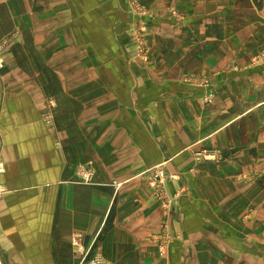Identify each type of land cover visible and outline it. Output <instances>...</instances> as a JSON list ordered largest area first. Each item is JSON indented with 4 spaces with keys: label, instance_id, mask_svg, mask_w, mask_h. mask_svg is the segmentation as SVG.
Wrapping results in <instances>:
<instances>
[{
    "label": "crops",
    "instance_id": "0c3cea01",
    "mask_svg": "<svg viewBox=\"0 0 264 264\" xmlns=\"http://www.w3.org/2000/svg\"><path fill=\"white\" fill-rule=\"evenodd\" d=\"M115 12L117 0H0V39L20 32L17 61L0 69V264H87L86 249L102 253L105 264H151L127 261L138 253L144 259L162 223L145 177L160 166L176 176L168 184L177 198L171 223L183 238L174 245L209 252L208 264H218L214 252L229 240L198 227L192 207L203 191L214 205L215 185L226 186L222 195L238 199L244 221L247 202L258 204L253 215L263 212L264 75L225 71L208 91L171 82L165 68L129 66L137 60L131 47L97 31L119 22ZM149 39L152 55L157 38ZM207 148L221 162L201 161ZM87 164L95 167L94 185L77 171ZM232 185L236 193L227 190ZM248 188L255 191L249 200Z\"/></svg>",
    "mask_w": 264,
    "mask_h": 264
},
{
    "label": "rangeland",
    "instance_id": "374dc122",
    "mask_svg": "<svg viewBox=\"0 0 264 264\" xmlns=\"http://www.w3.org/2000/svg\"><path fill=\"white\" fill-rule=\"evenodd\" d=\"M117 3L118 12L114 13V19L119 22H116L117 24H114L115 22L98 24L97 31L109 32V36L114 37V40L118 38L124 48L129 47L130 49L131 47L132 50L129 52L135 54L137 60L130 62L129 66L144 69L149 67L165 68L167 75L164 78L171 82L180 79L183 84L208 91L212 88V80L221 81L222 78L228 77L225 75V71L247 73V76L257 73L264 75V0H117ZM122 5L127 6V12L124 8L121 12ZM125 12L126 15L121 16ZM76 14H80L88 21L94 22L96 19L94 12H78ZM105 18L107 16L103 12V19ZM125 22L131 23V25H125ZM91 25L94 29V24ZM126 26L130 28L128 29L130 37L128 43L124 37ZM17 33L20 35V32L13 28V31L0 39V69L8 67L14 60L17 61V54L14 55L16 49L14 39ZM150 37L157 38L152 55L149 53L151 51ZM10 55L14 56L8 59ZM29 60L31 62L30 58ZM100 63L105 66L108 61H95L96 66H101ZM258 70L259 72H255ZM210 93L208 92V99L211 98ZM50 112L49 110L46 113ZM250 118L255 120L254 113ZM262 118L264 120L263 113ZM43 119L45 120L44 117ZM53 122L54 119L51 124ZM247 127L248 132L249 130L254 132L253 123L251 126L248 124ZM217 152L215 149L207 148L199 154L198 158L208 162L211 157L210 160L214 159L215 161H212L219 163L221 157ZM77 171L81 174L84 183L95 184L94 165H81ZM156 171L164 173L167 180L164 189L162 188L158 192L161 197L159 199L156 198V190H154L152 182L149 181L150 178H153L151 176L157 173ZM260 174L259 172L250 173L247 180L253 179L254 175L261 177ZM233 175L235 174H226L224 179H238L237 175ZM145 177L148 179V186L152 190L153 198L163 210V220L158 233L151 237L152 244L150 246H152L147 252L142 253L144 259L141 257V253H138L127 262L212 263L208 259L210 253L204 252L203 249H201L202 252L198 250L192 252L185 245H174L183 238L181 236L178 239L179 235L173 232L174 226L171 223V214L177 198L170 195L168 184L170 181L176 180V176L170 175L164 167L160 166L146 172ZM221 188H226V186L215 185V192L218 194L214 197V205L210 202L205 203L204 198L208 200L209 197H206V193L203 191L197 197L199 202L194 203L192 207L193 213L196 214L195 217H198V227L203 226L205 230L223 232L226 235L220 237L229 240L221 248L210 245L217 249L214 255L219 260L218 264H264V201L261 205L263 212L256 215L253 213L258 204L247 202L248 217L244 221L238 218L240 216L238 199H229L228 196L224 198L226 196L222 195ZM193 189L199 191L198 187ZM3 190L5 191L4 188ZM227 190L230 193L233 191L236 193L237 187L232 185L231 189ZM262 191L264 198V189ZM254 193V189L248 188V200L249 197L254 196ZM188 223L196 222L192 220ZM194 227L196 228L197 225ZM238 228L241 231H237ZM188 231H190V226H188ZM189 236L190 233L185 234L187 242L190 241ZM80 237L81 235H78L77 239ZM83 252L81 255L84 254L86 262L87 260L89 262L87 264H105L102 253H95L90 249ZM211 259L213 258L211 257Z\"/></svg>",
    "mask_w": 264,
    "mask_h": 264
},
{
    "label": "built area",
    "instance_id": "2783aa9c",
    "mask_svg": "<svg viewBox=\"0 0 264 264\" xmlns=\"http://www.w3.org/2000/svg\"><path fill=\"white\" fill-rule=\"evenodd\" d=\"M44 118H45V121L48 122L49 124L52 122V116L51 114H46L44 115ZM157 173L154 175V176H151L153 178H150L149 181L152 182V186L155 188L154 190H156V198L159 199L161 198L160 195H159V191L165 187L166 185V175L160 171H156ZM164 189V188H163ZM4 193V190L3 188L0 186V196Z\"/></svg>",
    "mask_w": 264,
    "mask_h": 264
}]
</instances>
